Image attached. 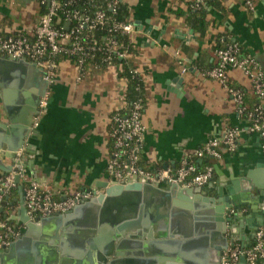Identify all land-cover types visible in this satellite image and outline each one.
<instances>
[{"label": "crops", "instance_id": "1", "mask_svg": "<svg viewBox=\"0 0 264 264\" xmlns=\"http://www.w3.org/2000/svg\"><path fill=\"white\" fill-rule=\"evenodd\" d=\"M120 1L128 9V21L135 27L129 36L132 51L126 60L139 71L144 84L146 133L141 166L151 170H175L210 141L221 139L229 129L240 128L243 132L236 151L229 152L223 147L220 158L196 161L199 167L209 163L214 170L211 182L204 187L206 196L214 197L216 188L228 187L241 202L246 201L239 196L250 195L255 187L247 171L256 152L264 156V137L249 130V119L240 114V105L229 89L242 90L245 102L251 105L255 102L252 81L243 71L228 69L227 89L207 78L205 72L217 64L216 51L220 44L223 47L227 43H237L242 56L256 59L264 70V0H213V4L206 5L196 17L190 15V11L196 9V0ZM43 12L38 0H0V35L33 36ZM27 62L23 67L11 68L7 60H0V150L7 155L11 147L22 141L19 125L11 118L18 114L16 109L31 98V89L42 81L40 70L43 68ZM122 71L117 64L106 67L89 64L78 80L74 64L58 59L55 81L47 89L49 107L38 114L39 125L32 128L18 152L21 164L0 157L4 165L13 166V173H17L18 167L22 168L20 172H25L4 210L8 219L22 217L20 187L27 189L31 181L41 184L60 200L78 191L94 192L96 197L104 193L99 186L109 183L106 169L111 151L112 119L118 112L128 113L130 107L125 95L128 81ZM260 104L264 112V102ZM0 175L8 173L0 170ZM161 187L167 190L170 185ZM250 201L252 205L258 203ZM203 213L207 215L205 210ZM249 216L244 206L240 220L234 221L231 227L237 234L230 236V245L246 248L254 243L255 232L248 224ZM179 222L186 223L180 232L198 234L197 221L189 213L179 212ZM15 225L21 228L22 238L27 237L28 242L20 245L14 257L7 253L10 248L0 252L3 257L0 264H19L20 250L38 247L41 231L31 232L21 223ZM165 239L156 236L150 241L146 237L136 240L127 237L125 240L136 241L140 246L134 248L132 242L126 244L121 252L125 255L123 259L147 264L146 259L152 256L158 260L152 264H221L222 256L214 260L210 246L202 242L186 244L189 239H183L185 244L175 246L163 244ZM151 243L160 244L163 251L174 252L176 258L155 256L152 252L156 247L149 245ZM80 247L75 242L68 244L73 264L79 260L76 257ZM135 253L137 255H133ZM128 254L130 256L126 257Z\"/></svg>", "mask_w": 264, "mask_h": 264}, {"label": "built area", "instance_id": "2", "mask_svg": "<svg viewBox=\"0 0 264 264\" xmlns=\"http://www.w3.org/2000/svg\"><path fill=\"white\" fill-rule=\"evenodd\" d=\"M41 7H46L40 18L33 36L17 35L4 37L0 35V53L13 60H26L36 63L43 68L46 80L52 85L56 77L59 58L73 60L79 73L78 80L86 66L98 54H104L102 63L110 65L112 55L120 59L126 58L127 53L118 50L117 41L110 36L98 39L96 32L108 29L109 34L119 33L130 36L135 27L130 21L111 20L107 10L116 12L120 0H38ZM213 0H196L194 8ZM80 7L74 8L76 5ZM250 7L253 6L248 2ZM64 18H58L59 11ZM69 25V26H68ZM217 64L205 72L209 79L218 81L229 89L227 84L228 69L243 71L252 81L253 93L262 103L264 102V70L260 63L252 58L242 56L237 43L225 45L216 51ZM98 66V65H96ZM186 72V69L183 71ZM137 69L134 74H138ZM236 102L240 105V114L249 119V130L264 137V112L261 105L253 111H248L244 104L245 93L242 90L229 89ZM49 91L40 101V114L49 107ZM144 103L137 100L129 107L128 113L118 112L113 116L110 135L111 151L107 163L106 173L109 184H128L133 179L150 185H172L180 188L207 186L214 174L211 165L201 170L196 159L220 158L221 149L225 147L229 152L237 149V141L243 132L240 128L229 129L221 139H214L202 149L195 152L194 157L184 159L175 170H151L141 166L146 127L143 122ZM39 125V117L35 118L34 126ZM16 164L21 163V155H17ZM24 179L25 172L19 171L8 175H0V252L5 251L22 237L19 226L4 217L11 193L18 187L16 175ZM26 180V179H25ZM96 194L88 191H78L66 199H56L53 193L43 189L35 181L28 183L25 191V206L29 217L36 222L43 218L57 217L71 212L78 205L94 199ZM242 259L246 264L264 263V226L260 227L254 236V243L246 248L230 245L221 257V264H240Z\"/></svg>", "mask_w": 264, "mask_h": 264}, {"label": "water", "instance_id": "3", "mask_svg": "<svg viewBox=\"0 0 264 264\" xmlns=\"http://www.w3.org/2000/svg\"><path fill=\"white\" fill-rule=\"evenodd\" d=\"M4 59L7 60L10 64L8 67L11 68L18 67V65L23 67L24 64H28L26 60L9 59L0 53V60ZM34 67L37 69V65L34 64ZM40 73L41 84L37 83L34 89H31V98L26 100L25 105H20L16 109L18 114H14V117L11 118L14 124L19 125L17 129L22 135L20 138L22 141L18 142L14 148L11 147L9 155L0 150V157L9 158L15 164L18 152L25 144V138L30 135L34 127L35 118L40 112V101L47 93L49 86L46 74L42 70ZM7 111L9 112L8 108ZM250 166L247 176L252 179L255 187L250 195L239 196L246 200L244 202H241L235 196L232 188L228 187L226 189L224 187L216 188L215 196L209 197L204 194L202 187L180 188L170 185V188L165 190L159 184L150 185L133 179L125 185L103 183L99 188L103 189L104 193L93 200L78 205L68 214L43 218L34 222L29 217L25 206L26 188L22 185L20 187L22 217L8 219L7 214H4V217L15 224L25 225L31 232H42L38 247L29 248L28 246V248L20 250L22 254L19 264H42V262L73 264L70 261L72 260V251L68 248V244L72 242L81 246L76 257L79 260L74 263L137 264L135 259H123L125 255L121 252L126 244H130L129 242H132L133 246L131 247L134 248L137 245L139 247L140 243L128 241L125 238L136 240L139 237H146L152 241L156 236L162 239L166 238L163 244L167 245L185 244L184 240L186 239H189L186 244H201L202 242L205 246H210L209 252L212 258L217 260L230 246V236L233 237L237 234L231 227L234 221L240 220L244 206L251 214L247 220L252 232H256L264 226L263 154L256 152ZM21 169L18 167L17 172ZM0 170L8 174L14 172L13 166L4 165L2 160H0ZM259 178H261L260 181ZM16 183L21 184L19 174L16 175ZM250 200L258 203L252 205ZM257 209H259L258 212ZM203 210L207 212L205 214L209 215H204ZM179 212L189 213L197 221L199 228L196 231L198 233L196 236L180 232L186 223L179 222ZM191 213L196 215H191ZM169 238L171 241H168ZM27 242V237H21L11 245L7 253L14 257L20 245ZM149 245L156 247V251L152 252L155 256L167 255L176 258L174 252L163 251L160 244L151 243ZM44 250L48 252H43ZM128 256L130 254L126 255V257ZM151 257L146 259L149 262L147 264L158 263L157 259ZM0 259L3 257L0 256ZM240 263L246 264V260L242 259Z\"/></svg>", "mask_w": 264, "mask_h": 264}, {"label": "trees", "instance_id": "4", "mask_svg": "<svg viewBox=\"0 0 264 264\" xmlns=\"http://www.w3.org/2000/svg\"><path fill=\"white\" fill-rule=\"evenodd\" d=\"M215 1V0H214ZM210 3H204L200 5V8L197 9H193L190 11V15L191 17H196L197 14L201 11L204 10V7L206 5H210L211 3L213 4V2ZM65 3V0H62V4ZM81 4L76 5L74 8L76 9L77 7H80ZM43 9H45L46 7H42ZM107 15L109 18H111V20H117V21H128V16H129V12L128 9L125 5H123L122 3H120L119 7L117 8L116 12L113 13L110 10H107ZM58 18L63 19L64 15L60 9L59 13H58ZM97 38L98 39H108L110 36H112L118 43V50L122 53H131L132 51V46L130 44V38L127 35L124 34H119V33H114V34H109L108 29H100L96 32ZM221 40V38H220ZM233 43H227L226 45H230ZM222 45L220 44V48ZM241 49V47H240ZM242 53V51H241ZM60 59V58H59ZM66 59V58H65ZM105 59V55L104 54H98L94 60H92L89 64L92 65H98L100 67H106L108 66L107 64L102 63ZM69 60L70 62H72L74 64V59L70 60V59H66ZM112 64H117L120 65L123 68L122 71V76L123 78H125L128 81V88L127 91L125 93L126 95V99L128 102V105L131 106L132 103H134L137 100H142L144 103V98H143V90H144V84H143V80L142 77L140 75V73H138L137 75L134 74V70L136 69L129 61L126 60V58L120 59L117 55L113 54L112 55ZM88 64V65H89ZM87 65V66H88ZM86 66V67H87ZM246 97V96H245ZM245 97H244V104H246L247 106V110L248 111H253L258 105H261V101L258 100V98L255 96V102H253L251 105H248L247 102H245ZM246 101H248V99H246ZM211 159V158H208ZM196 164L198 165V167L200 166L197 161ZM207 165H210L209 163H206ZM199 169L201 170L202 167H199ZM7 220V219H6Z\"/></svg>", "mask_w": 264, "mask_h": 264}]
</instances>
